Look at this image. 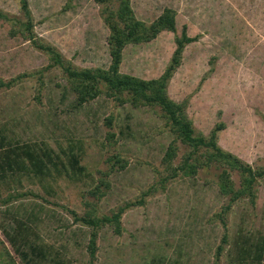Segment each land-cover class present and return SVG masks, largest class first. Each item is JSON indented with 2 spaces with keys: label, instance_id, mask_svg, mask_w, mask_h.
I'll use <instances>...</instances> for the list:
<instances>
[{
  "label": "rangeland",
  "instance_id": "1",
  "mask_svg": "<svg viewBox=\"0 0 264 264\" xmlns=\"http://www.w3.org/2000/svg\"><path fill=\"white\" fill-rule=\"evenodd\" d=\"M29 5L38 36L81 67L108 65V30L93 0H29ZM131 5L145 22L165 7L175 9L177 30L128 44L120 71L160 75L185 24L197 38L185 46L169 80L170 98L187 100L199 132L207 134L223 121L219 145L253 167L263 166L264 0H131ZM0 8L19 12L14 0H0ZM10 28L0 19V80H14L0 86V159L8 155L5 168L12 175L8 182L0 178V195L25 194L0 203V264H87L90 229L73 221L69 211L83 215L91 202L97 215L110 214L140 199L142 204L122 214L120 234L109 225L99 228L94 264H212L218 244V264H257L264 249V178L256 184L254 202L250 197L234 202L222 224L218 214L227 198L218 190L214 168L179 172L160 183L171 172L162 163L168 144L177 146L173 166L189 148L164 125L158 107L120 104L103 93L76 104L62 71L45 68L47 56ZM108 116L111 141L105 140ZM31 153L48 166L45 174L28 173ZM71 153L81 167L76 173L69 166ZM232 178L238 185L237 172ZM96 186L98 198L89 193Z\"/></svg>",
  "mask_w": 264,
  "mask_h": 264
},
{
  "label": "trees",
  "instance_id": "2",
  "mask_svg": "<svg viewBox=\"0 0 264 264\" xmlns=\"http://www.w3.org/2000/svg\"><path fill=\"white\" fill-rule=\"evenodd\" d=\"M14 1L18 7V14L9 13L0 8V19L11 24L9 32L12 35L19 33L34 48L47 56L49 62L45 68L57 67L62 71L68 88L75 96L76 104H84L103 93L107 97L114 98L120 104L128 102L133 107L149 106L160 109V116L164 120V125L168 127L175 139L189 148L182 156L180 163L173 166L172 160L176 156L177 146L174 142L168 144L162 157V163L166 170L170 169L171 172L169 175L162 176L160 183H165L168 178L175 177L179 172L194 175L200 168L205 170L214 168L218 190L227 198V202L218 214L219 219L223 222L222 224H224L223 214L229 212L234 202L245 197H250L251 202H254L256 184L259 179L264 178V165L253 167L250 163L219 145L218 132L225 126L223 121H217L207 134L197 131L187 114V100L175 101L170 98L167 92L169 80L181 64L185 46L194 41L197 35L190 36L187 33V26L182 25L180 33L174 36L175 46L170 60L157 77L141 78L120 71L123 51L128 44L149 42L164 30L176 32L177 13L175 9L165 7L152 21L145 22L135 15L131 0H93L99 6L98 14L108 30L106 44L109 63L106 67H81L67 58L55 44L36 34L35 19L29 0ZM13 81L12 79L8 81L0 80V86L9 87ZM111 122L112 117L108 116L105 119L107 127L105 140L107 141H111L115 135L112 131ZM1 141H3L2 137H0V145L3 144ZM72 154L69 159V166L76 173L79 169L81 170V167L78 166L76 155ZM33 155L32 153L28 155L29 163L33 167L29 169L28 173L34 175L45 174L48 166L35 161ZM48 157L47 159H50ZM113 157H116V155H113ZM51 162L53 163V161ZM116 162H121V159L117 158ZM10 164L8 155L4 159H0V178L5 182H8L7 176H12L10 173L7 175L6 171L9 168H5L6 165L9 167ZM120 166L123 167L124 164L122 163ZM233 171L239 175L238 185L232 178ZM150 191L151 189L148 188L143 194L146 195ZM89 193L90 196L97 198L102 194L98 186L91 189ZM24 194L9 193L5 197L0 195V203L9 204ZM142 202V199L128 201L110 214L102 215L95 213L91 202L86 203L92 207L83 215H78L72 210L69 211L73 221L80 222L90 229L86 244L89 257L87 264H94L96 259L99 228L109 225L112 226L114 233L120 234L123 228L121 217L124 211L132 206L140 205ZM224 240L225 233L221 237V242H224ZM12 241L14 242V240ZM263 250L260 248V254ZM220 251L221 244H218L212 264H218ZM260 254L257 255L256 263L264 264V259L260 257Z\"/></svg>",
  "mask_w": 264,
  "mask_h": 264
},
{
  "label": "crops",
  "instance_id": "3",
  "mask_svg": "<svg viewBox=\"0 0 264 264\" xmlns=\"http://www.w3.org/2000/svg\"><path fill=\"white\" fill-rule=\"evenodd\" d=\"M57 46V45H56ZM58 47V46H57ZM59 48V47H58ZM60 49V48H59ZM61 50V49H60Z\"/></svg>",
  "mask_w": 264,
  "mask_h": 264
}]
</instances>
